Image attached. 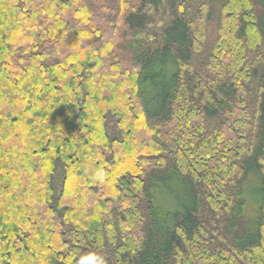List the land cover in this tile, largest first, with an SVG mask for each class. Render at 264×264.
I'll use <instances>...</instances> for the list:
<instances>
[{
  "label": "trees",
  "instance_id": "1",
  "mask_svg": "<svg viewBox=\"0 0 264 264\" xmlns=\"http://www.w3.org/2000/svg\"><path fill=\"white\" fill-rule=\"evenodd\" d=\"M0 264H264V0H0Z\"/></svg>",
  "mask_w": 264,
  "mask_h": 264
},
{
  "label": "rangeland",
  "instance_id": "2",
  "mask_svg": "<svg viewBox=\"0 0 264 264\" xmlns=\"http://www.w3.org/2000/svg\"><path fill=\"white\" fill-rule=\"evenodd\" d=\"M199 0H190V4L195 5ZM214 23L210 24L208 27V36H209V40L212 38H215V32H214Z\"/></svg>",
  "mask_w": 264,
  "mask_h": 264
}]
</instances>
